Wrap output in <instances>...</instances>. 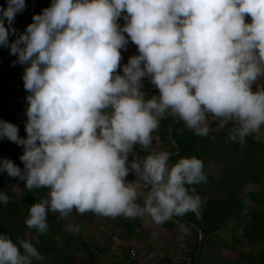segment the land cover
I'll return each mask as SVG.
<instances>
[{"label": "clouds", "instance_id": "9594fccd", "mask_svg": "<svg viewBox=\"0 0 264 264\" xmlns=\"http://www.w3.org/2000/svg\"><path fill=\"white\" fill-rule=\"evenodd\" d=\"M25 7L7 0L0 8V46L25 65L28 93L26 138L0 119V139L23 146V168L0 158V173L30 192L49 190L30 206L26 226L45 233L49 210L157 225L189 212L199 218L203 202L190 186L206 180L202 160L170 164L152 134L166 113L200 136L208 114L232 120L238 127L229 138L241 146L260 131L264 87L253 85L264 76V0H51L16 35L13 21ZM129 41L138 54L121 65ZM145 79L158 90L149 98ZM10 199L0 191V202ZM33 260L44 257L31 242L0 233V264Z\"/></svg>", "mask_w": 264, "mask_h": 264}, {"label": "rangeland", "instance_id": "374dc122", "mask_svg": "<svg viewBox=\"0 0 264 264\" xmlns=\"http://www.w3.org/2000/svg\"><path fill=\"white\" fill-rule=\"evenodd\" d=\"M47 2L36 5L37 0H25L24 11L17 13L13 21L16 35L25 31L26 26L32 22L33 14H39L43 8L50 6L51 0ZM6 7L7 1H0V8ZM246 19L250 18L246 17ZM118 22L121 25V18ZM7 26L5 20V27ZM14 38L10 36L9 41ZM121 54L123 57L121 65H123L131 55L138 54L137 46L129 41L127 50L121 49ZM16 59L17 57L11 54L10 48L0 46V119L16 124L19 135L26 138L28 93L22 79L25 65L19 63L14 65ZM118 71L122 74V67ZM257 87H264V76L254 83L253 90ZM154 89L157 90L149 80L145 79L142 90L145 91L146 96ZM154 93L157 94L158 90ZM172 118L177 122L176 132L181 133L186 128L189 129L179 117L172 116ZM207 126V134L198 135V138L202 139V152L198 147H194L193 153L170 157L169 160L170 164L182 157L195 156L202 160L206 180L190 186L195 188L194 194L199 195L203 202L199 218L189 212L183 217H173L164 224L157 225L148 217L111 218L92 212L80 214L74 209L68 216L60 217L59 223L67 235L71 232L70 228H77L80 234L79 242L72 237L66 245L65 238L58 239L59 235H53L57 242L55 250H45L42 263L59 264L58 259L64 258L65 254L71 257L65 264H253L261 244L256 236L257 230L263 224L255 214L260 215L263 206L258 200L247 198L246 193L253 191L255 194H260L261 186L253 183V179L247 177L243 170L253 174L264 172V126L258 133L249 135L243 146L229 138L233 130L238 127L234 121L208 114ZM189 130L192 134H196L193 130ZM152 135L154 149L167 150L175 154L174 142L164 133L161 122L158 130ZM231 148L238 149L239 156L243 155L239 158L240 168L243 169L235 176H232L228 169L236 157L235 153L231 152ZM139 154L143 158L148 153L140 151ZM131 158L130 155L129 160ZM11 160L23 168L20 159ZM254 161L256 164L253 163ZM0 177L1 183L4 184L0 185V191L7 193L11 198L10 202L5 204L6 207L24 198L27 192L24 181H20L19 178L11 180L6 172L0 174ZM257 178L264 181V175ZM135 179L136 176L130 171L126 180ZM48 191L44 189L42 198L47 197ZM233 191L235 198L240 201L237 212L227 207L230 192ZM39 194L36 193L37 198ZM139 203L143 205V198ZM253 208L257 211H253ZM48 214L54 215L55 212L49 210ZM193 221H196V224ZM125 222H136L130 228V234H128L130 224L124 226ZM250 223L252 230L244 235L243 230ZM180 225H184L183 230ZM25 237L32 244L38 242L37 236L29 237L27 233ZM196 243L197 248L193 251ZM130 249L134 252L132 255L129 253ZM125 254L129 256L124 257Z\"/></svg>", "mask_w": 264, "mask_h": 264}, {"label": "trees", "instance_id": "16d2710c", "mask_svg": "<svg viewBox=\"0 0 264 264\" xmlns=\"http://www.w3.org/2000/svg\"><path fill=\"white\" fill-rule=\"evenodd\" d=\"M4 1V0H0ZM7 1V0H5ZM46 3L47 0H37L36 5H41L42 3ZM43 3V4H44ZM124 24V20L121 17V25ZM127 36V34L125 33ZM157 90H150L146 98H149L151 95L155 94ZM162 128H164V133L168 136L170 140H172L174 143V150L175 154L171 153V157L174 156H181L185 155L187 153H193L194 147H198L199 151H203V144H202V139L198 138L197 134H192L189 129L186 128L181 133L176 132V127H177V122L172 118L170 114H165V117L160 120ZM231 152L235 153V158L233 159L234 161L230 165L229 172L232 176H235L237 174H240V171L243 168H240L239 164V158L242 156H239L238 149L231 148ZM23 153V146L22 145H17L14 142L9 141L7 138H2L0 139V158H10V159H20L21 154ZM256 164V162H253ZM243 173L247 177H251L253 179V183H256L257 185H260V194H255L253 191H249L246 193L247 198L249 199H254L258 200L261 202L260 204L263 206L262 211H260V215H256L257 218L261 219L263 224L258 227L257 230V238L260 240V249L258 256L255 259V262L253 264H264V181L258 179L257 177L260 175H264V172L262 173H250L248 170L244 171ZM2 174V173H0ZM1 178V177H0ZM263 176H261V179ZM13 177H11V180ZM237 180V179H236ZM3 183V182H2ZM0 181V185L2 184ZM6 184V183H5ZM43 191L44 189H34L31 192L27 189V192L24 194V198L20 201H15L11 206L6 207L5 204L1 205L2 202H0V233L3 234H8L13 241H17L18 239H24L26 240L25 234L28 233L29 237L32 236H37L38 237V242L33 244L37 250L40 252L42 256L45 250L48 251H53L55 250V245L57 244L55 238H53V235H59L58 239H66V245L69 243V239L74 237L76 240H80V234L78 232H70V234H65L64 231L61 229V225L59 223L60 221V215L55 213L54 215L48 214L47 213V231L45 233H40L37 229L35 228H28L25 224V219L29 215V208L33 203L39 202V200L43 197ZM40 193L39 197L37 198L36 193ZM235 191L232 193L230 192V199L227 204V207H229L231 210L234 212L238 211L237 206L239 205L240 201L239 199L235 198V195L233 194ZM246 205V204H245ZM253 211H257L256 208H253ZM135 221V220H134ZM183 221V219H181ZM136 222H125L123 225L128 226L130 224V227L128 229L131 230L130 228L132 227L133 224ZM193 223L196 224V221H193ZM251 223L247 224L245 226L244 235H247L249 232H251L252 229H250ZM201 228V227H199ZM131 232L129 231L128 234ZM44 234V235H43ZM65 245V247H66ZM64 247V249H65ZM197 248V243L193 246V251H195ZM128 256V254L124 257ZM65 258V259H64ZM64 258L58 259L60 261L59 264H65L66 260H69L70 255H65ZM46 264L45 262L42 263V261H36L33 260V264Z\"/></svg>", "mask_w": 264, "mask_h": 264}, {"label": "built area", "instance_id": "2783aa9c", "mask_svg": "<svg viewBox=\"0 0 264 264\" xmlns=\"http://www.w3.org/2000/svg\"><path fill=\"white\" fill-rule=\"evenodd\" d=\"M47 4H49L48 2H47ZM129 182H131V181H129ZM129 253H130V255H132L134 252H133V250H129ZM128 256H129V254H128Z\"/></svg>", "mask_w": 264, "mask_h": 264}]
</instances>
